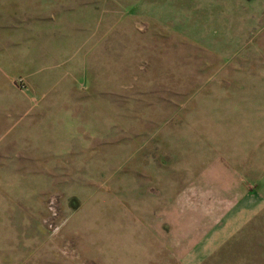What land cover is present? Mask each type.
Instances as JSON below:
<instances>
[{"label":"rangeland","instance_id":"1","mask_svg":"<svg viewBox=\"0 0 264 264\" xmlns=\"http://www.w3.org/2000/svg\"><path fill=\"white\" fill-rule=\"evenodd\" d=\"M263 166L264 0H0V264H264Z\"/></svg>","mask_w":264,"mask_h":264},{"label":"crops","instance_id":"2","mask_svg":"<svg viewBox=\"0 0 264 264\" xmlns=\"http://www.w3.org/2000/svg\"><path fill=\"white\" fill-rule=\"evenodd\" d=\"M259 168H261V167H258L257 169H259ZM262 169H264V166L260 170H262ZM254 170H256V169H254ZM261 177L262 176H260V178ZM252 178H257V177H252ZM255 185H257V184H255ZM251 191L253 193L254 189L251 188L250 192ZM238 205H240L239 203L237 204V207L240 208V206H238ZM241 209L242 210H246V211L248 210L249 212L248 213L247 212H245V213L243 212L241 214L240 213L237 214L236 219H238V225H237L238 229H243L244 227H246V225L249 224L252 221V218L257 215L258 211L264 210V201L263 202H259V203L258 202H251V204L249 206H247V204H242L241 205ZM225 228H226V231H228V234H229V232H230L229 231V225L226 224Z\"/></svg>","mask_w":264,"mask_h":264}]
</instances>
